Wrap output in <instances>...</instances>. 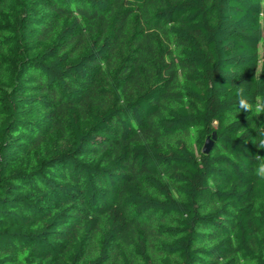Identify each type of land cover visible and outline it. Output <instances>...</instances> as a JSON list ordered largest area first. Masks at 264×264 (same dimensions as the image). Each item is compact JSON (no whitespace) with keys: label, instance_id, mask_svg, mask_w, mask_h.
Segmentation results:
<instances>
[{"label":"trees","instance_id":"16d2710c","mask_svg":"<svg viewBox=\"0 0 264 264\" xmlns=\"http://www.w3.org/2000/svg\"><path fill=\"white\" fill-rule=\"evenodd\" d=\"M261 141L264 0H0V264H264Z\"/></svg>","mask_w":264,"mask_h":264},{"label":"water","instance_id":"95a60500","mask_svg":"<svg viewBox=\"0 0 264 264\" xmlns=\"http://www.w3.org/2000/svg\"><path fill=\"white\" fill-rule=\"evenodd\" d=\"M215 137H216V136L214 135V136H213V139L208 138V139L206 140L205 145H204V147H203V152L207 153V152L210 151V149H211V147H212V145H213V141H214Z\"/></svg>","mask_w":264,"mask_h":264},{"label":"clouds","instance_id":"9594fccd","mask_svg":"<svg viewBox=\"0 0 264 264\" xmlns=\"http://www.w3.org/2000/svg\"><path fill=\"white\" fill-rule=\"evenodd\" d=\"M242 105H243L244 107H248V105L245 104L243 101H242ZM261 147H264V141H261ZM260 172H261L262 175H264V165H261Z\"/></svg>","mask_w":264,"mask_h":264}]
</instances>
